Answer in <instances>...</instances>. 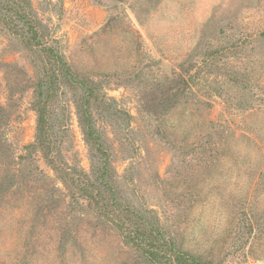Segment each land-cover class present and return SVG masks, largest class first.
I'll list each match as a JSON object with an SVG mask.
<instances>
[{
    "label": "rangeland",
    "instance_id": "obj_1",
    "mask_svg": "<svg viewBox=\"0 0 264 264\" xmlns=\"http://www.w3.org/2000/svg\"><path fill=\"white\" fill-rule=\"evenodd\" d=\"M78 75L114 196L182 250L264 264V0H30ZM41 63L0 25V264H150L73 200L42 152ZM69 89L52 121L64 162L91 174ZM94 176V175H93Z\"/></svg>",
    "mask_w": 264,
    "mask_h": 264
},
{
    "label": "trees",
    "instance_id": "obj_2",
    "mask_svg": "<svg viewBox=\"0 0 264 264\" xmlns=\"http://www.w3.org/2000/svg\"><path fill=\"white\" fill-rule=\"evenodd\" d=\"M0 25L17 35L38 57L43 74L34 90L32 106L36 112V136L30 146L40 150L63 186L77 203H83L94 215L113 226L126 245L150 264H215L211 260L180 249L152 216L140 213L114 196L105 180L108 175L107 153L101 133L94 124L92 99L98 89L94 82L75 73L64 59L58 45L44 31L30 0H0ZM69 89L80 95L74 99L84 139L98 156L91 174L75 162H64L52 121L55 92ZM94 175V176H93Z\"/></svg>",
    "mask_w": 264,
    "mask_h": 264
}]
</instances>
